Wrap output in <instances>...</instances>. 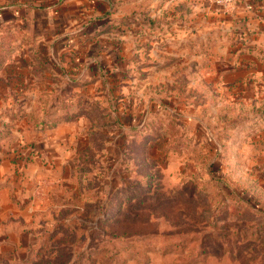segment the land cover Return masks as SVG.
<instances>
[{
	"label": "rangeland",
	"instance_id": "1",
	"mask_svg": "<svg viewBox=\"0 0 264 264\" xmlns=\"http://www.w3.org/2000/svg\"><path fill=\"white\" fill-rule=\"evenodd\" d=\"M209 2L0 0V264H264V64Z\"/></svg>",
	"mask_w": 264,
	"mask_h": 264
},
{
	"label": "crops",
	"instance_id": "2",
	"mask_svg": "<svg viewBox=\"0 0 264 264\" xmlns=\"http://www.w3.org/2000/svg\"><path fill=\"white\" fill-rule=\"evenodd\" d=\"M186 1V0H185ZM208 2V1H207ZM202 20L206 25L224 27L228 41V58L237 63L238 53L249 62L262 61L264 64V0H241L231 11H222L209 2L204 5ZM9 210V209H8ZM8 211L4 199L0 196V232L3 234V222ZM5 237V236H4ZM0 234V245L5 244Z\"/></svg>",
	"mask_w": 264,
	"mask_h": 264
},
{
	"label": "built area",
	"instance_id": "3",
	"mask_svg": "<svg viewBox=\"0 0 264 264\" xmlns=\"http://www.w3.org/2000/svg\"><path fill=\"white\" fill-rule=\"evenodd\" d=\"M241 0H212V2L222 11H231Z\"/></svg>",
	"mask_w": 264,
	"mask_h": 264
}]
</instances>
